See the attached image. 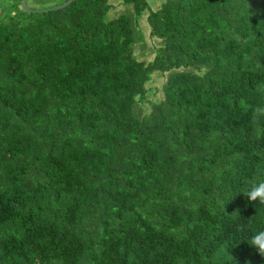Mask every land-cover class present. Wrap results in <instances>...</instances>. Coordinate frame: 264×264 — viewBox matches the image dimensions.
<instances>
[{
	"label": "trees",
	"instance_id": "obj_1",
	"mask_svg": "<svg viewBox=\"0 0 264 264\" xmlns=\"http://www.w3.org/2000/svg\"><path fill=\"white\" fill-rule=\"evenodd\" d=\"M121 3L0 17V264H264V0Z\"/></svg>",
	"mask_w": 264,
	"mask_h": 264
},
{
	"label": "rangeland",
	"instance_id": "obj_2",
	"mask_svg": "<svg viewBox=\"0 0 264 264\" xmlns=\"http://www.w3.org/2000/svg\"><path fill=\"white\" fill-rule=\"evenodd\" d=\"M15 0H0V17L5 16L11 13L10 6ZM17 1V0H16ZM62 0H26V6L30 10H40L46 9L55 5H58ZM122 0H109V4L112 6L108 12V17L112 18L119 14L133 15V12L130 9V6L124 5L121 3ZM147 6L150 10H155L160 4L161 0H145ZM20 6V4H19ZM20 9V7L18 8ZM145 13V14H144ZM144 15L138 17H132L134 20L135 27H133V33L135 37V48L134 54L137 60L143 62H149L152 58V41L148 37V26L145 21L146 12H143ZM165 76V75H164ZM164 76H161L160 73H152L150 80L146 83L145 87L147 90L150 89L148 94L155 92L152 97L153 100H157L160 95V87L163 85ZM156 89V90H155ZM141 111H144V107L141 108Z\"/></svg>",
	"mask_w": 264,
	"mask_h": 264
},
{
	"label": "clouds",
	"instance_id": "obj_3",
	"mask_svg": "<svg viewBox=\"0 0 264 264\" xmlns=\"http://www.w3.org/2000/svg\"><path fill=\"white\" fill-rule=\"evenodd\" d=\"M258 114L264 113V109H258ZM250 187L244 192V196L251 203H259L264 205V180H252L249 182ZM238 231H242L243 227H238ZM248 245L264 258V229L256 231L248 241Z\"/></svg>",
	"mask_w": 264,
	"mask_h": 264
},
{
	"label": "water",
	"instance_id": "obj_4",
	"mask_svg": "<svg viewBox=\"0 0 264 264\" xmlns=\"http://www.w3.org/2000/svg\"><path fill=\"white\" fill-rule=\"evenodd\" d=\"M74 0H66L61 4L46 8V9H40V10H30L27 8L26 6V0H20V9L27 14H39V13H48V12H53V11H57L60 10L62 8H65L66 6H68L71 2H73Z\"/></svg>",
	"mask_w": 264,
	"mask_h": 264
}]
</instances>
